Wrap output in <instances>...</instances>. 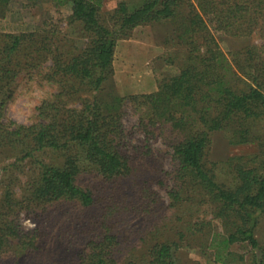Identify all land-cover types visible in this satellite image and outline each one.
<instances>
[{
	"label": "trees",
	"instance_id": "16d2710c",
	"mask_svg": "<svg viewBox=\"0 0 264 264\" xmlns=\"http://www.w3.org/2000/svg\"><path fill=\"white\" fill-rule=\"evenodd\" d=\"M12 1L0 0V21ZM102 1L56 0L70 7V24L78 25L86 38L81 46L46 26L17 33L0 28V158L10 154L14 165L39 152H59L64 158L60 166L38 162L21 199L4 192L5 208L13 213L40 209L49 223L24 231L15 220L0 216V258L9 255L4 264L36 259L37 264L178 263L184 234L179 240L159 241L158 229L149 231L151 240L145 242L141 260L120 257L121 238L127 233L120 225L139 216L141 209L153 213L157 202V193L140 177L128 149L124 116L130 106L138 116L135 128L145 137L167 140L170 133L173 184L167 191L168 207L176 206L185 190L200 192L219 221L220 231L212 233L207 246L216 249L214 262L227 264L234 255L230 248L245 244L251 256L247 261L240 257L245 264H264V244L256 237L264 215V153L237 162L231 186L218 182L206 166L214 132H230L237 144L259 140L252 127L264 121V42L249 43L230 58L217 36L264 40V0H142L135 6L123 1L107 22L101 17ZM165 22L176 24L173 41L186 50L179 72L162 79L152 93L120 96L108 91L118 41L139 26ZM21 75L55 89L41 100L29 125L3 121L12 86ZM84 175L98 184L84 187ZM128 187L139 194L128 195ZM151 222L148 217V226ZM52 226L62 231L53 232ZM191 227L203 231L200 223Z\"/></svg>",
	"mask_w": 264,
	"mask_h": 264
},
{
	"label": "rangeland",
	"instance_id": "374dc122",
	"mask_svg": "<svg viewBox=\"0 0 264 264\" xmlns=\"http://www.w3.org/2000/svg\"><path fill=\"white\" fill-rule=\"evenodd\" d=\"M123 1L135 6L142 0H103L102 19L106 22L109 21L114 9ZM182 11L185 12L184 9ZM70 14V7L58 5L56 0H13L8 15L0 21V28L4 32L17 33L32 31L37 26H46L47 29H57L61 34H67L75 40L78 46H81L86 38L82 36L78 25L70 24ZM175 30V23H154L139 26L132 31L128 38L119 40L113 62L114 75L107 82L106 89L120 96L152 93L158 89L162 79L177 74L186 50L176 43L177 40L173 41L176 36ZM217 41L220 48L230 58L232 52L244 48L249 43L262 44L264 42L257 36L235 38L225 35L217 36ZM54 91V86L51 83H39L31 77L19 76L9 94L6 117L3 121L9 119L17 123L31 124L36 120V108L41 100ZM137 120L138 116L134 114L131 107L125 108L124 126L130 133L129 152L136 157L135 164L140 168V177L150 181L148 185L157 193L155 197L157 202L153 213L146 214V211L141 209L139 216H134L135 218H131L130 222L126 220L127 222L120 225L121 229L127 230V233L121 238L124 249L120 254L122 261L141 260L146 247L145 242L151 240L149 231L158 229L159 232L155 238L159 241L166 238L173 241L179 240V234H184L177 253V264H219L214 262L216 249L207 248V246L211 244L212 233L220 231V223L213 219L204 195L200 192L185 190L180 202L176 206L168 207L170 199L167 191L173 184L171 173L173 164L170 157L172 151L167 142L170 139V133H166L167 140L161 136L145 137L142 131L135 128ZM252 133L258 136L259 140L248 144L232 142L231 133L227 131H218L212 134V144L206 158V166L213 170L218 182L231 186L234 182L232 175L234 165L237 162H242L243 159L253 158V156L264 153V121L254 124ZM63 160L62 153L39 152L34 159H26L14 165L15 157L10 154L2 156L0 158L1 218L4 219L8 216L11 220H15L24 231L47 227L49 222L44 216H40V209H37L38 212L30 211L28 213L24 209L18 208L13 213L4 207L6 204L3 202V194L10 190L12 195L13 192L15 193L13 198L21 199L22 189L33 176L34 168L38 162L60 166ZM132 181L133 178H130L125 184ZM80 184L85 187L98 183L95 184L94 181H91L90 176L84 175ZM129 191L128 195H131L133 188H129ZM138 194L136 191L132 196L135 197ZM129 209L131 207H128L127 210ZM124 216L125 218L128 216L126 211ZM148 217H150L153 226H148ZM194 223H200L203 226V231L198 232L195 228L193 230L191 226ZM130 226L134 228L131 231L128 229ZM51 229L53 232L62 231L60 226H52ZM256 237L261 244H264V215L259 217ZM53 240L56 239L53 238ZM230 250L234 255L226 260L227 264H245L240 257L244 256L246 261L251 257L250 248L245 244H235ZM5 257L4 259L0 258V264L9 261V255ZM38 262L39 259L23 260L22 264H37Z\"/></svg>",
	"mask_w": 264,
	"mask_h": 264
}]
</instances>
